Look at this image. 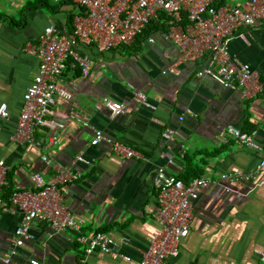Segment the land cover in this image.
Segmentation results:
<instances>
[{"label": "crops", "instance_id": "crops-1", "mask_svg": "<svg viewBox=\"0 0 264 264\" xmlns=\"http://www.w3.org/2000/svg\"><path fill=\"white\" fill-rule=\"evenodd\" d=\"M247 1L224 0L223 5L242 8ZM78 13L70 0L59 4L0 0V106L5 105L8 112V118H0V160L8 167L1 195L7 200L15 191H27L33 174L50 183L56 168H71L81 178L61 187L63 204L82 221V232L108 235L117 257L98 251L87 256L73 232L54 231L48 223L34 220L28 239L9 264L140 261L157 229L152 179L159 168L184 183L197 178L207 181L192 203L193 219L180 242L179 255L165 264H256V253L264 252V172L258 169L264 154L263 99H243L240 91L225 90L211 78H197L207 59L178 67L177 75H162L178 56L165 28L146 29L132 45L104 54L94 47L81 48L91 59L89 74L83 77L79 69L68 66L59 86L70 98L55 97L51 105L53 120L60 124L52 133L56 144L48 146L51 132L45 130L36 133L38 146L12 141L23 95L38 70V59L27 53L26 45L35 44L50 25L70 30ZM243 33L247 42L232 39L229 54L257 72L264 85V26ZM137 92L145 94L153 109L134 101ZM104 99L122 104L123 114L112 117L102 105ZM229 126L253 134L257 148L239 143L227 132ZM94 130L141 158L115 157L105 141L91 145ZM166 131L173 132L171 140L164 141ZM232 173L246 179H221ZM21 221L18 209L10 205L0 209V264H5L14 247Z\"/></svg>", "mask_w": 264, "mask_h": 264}, {"label": "built area", "instance_id": "built-area-1", "mask_svg": "<svg viewBox=\"0 0 264 264\" xmlns=\"http://www.w3.org/2000/svg\"><path fill=\"white\" fill-rule=\"evenodd\" d=\"M59 4L63 0H50ZM80 13L73 17L71 29L59 31L48 26L34 43L26 45L27 53L38 59V70L32 83L23 95V104L17 120L12 141L19 145L38 146L35 136L40 130L51 132L48 146L57 142L53 131L59 129L51 109L55 97L69 99L60 80L65 69L70 66L79 69L83 77L89 74L91 59L80 49L94 47L100 54L108 53L120 46H130L152 23H159L166 30V37L178 49L174 64L162 75L178 74V67L200 64L204 59L206 66L196 72L197 78H211L223 89L240 91L243 99L261 97L264 103V85L257 72L248 65L239 64L229 54L232 39L247 42L243 31L256 25L264 26V0H248L244 6L232 7L219 5L221 0H70ZM150 43L154 39L149 38ZM134 101L146 108L153 109L142 92L134 94ZM103 107L112 117L123 114L124 106L104 99ZM0 118H8L5 105L0 106ZM71 119L84 128L87 122H80L75 116ZM182 121V118L179 119ZM227 132L243 146L256 149L253 134L241 133L234 127ZM172 131L163 134L164 141L172 139ZM111 146L112 154L121 159H140V155L120 142L105 139L103 134L94 130L91 145L101 142ZM81 162V157L76 158ZM48 163V158L43 157ZM258 169L264 172V154L260 155ZM8 167L0 160V209L10 205L22 213V221L15 231V244L5 264L17 254V249L28 239L32 221L48 223L54 231L68 230L77 236L78 244L84 247L85 255L95 251L116 258L112 250L113 240L101 232H82L83 223L76 219L63 204L62 186L78 181L81 176L71 168H56V176L50 183L38 174L30 177L31 188L15 191L4 200L1 192L6 185ZM221 179L241 181L246 179L239 173L224 175ZM203 178L184 183L177 177L159 168L152 179L156 202L152 214L157 229L152 234L149 247L142 259L134 264H165L168 258L179 255L182 239L189 233L193 219L192 203L198 198L199 191L205 188ZM256 264H264V252H257ZM130 262L127 257H121ZM29 264H43L30 260Z\"/></svg>", "mask_w": 264, "mask_h": 264}, {"label": "trees", "instance_id": "trees-1", "mask_svg": "<svg viewBox=\"0 0 264 264\" xmlns=\"http://www.w3.org/2000/svg\"><path fill=\"white\" fill-rule=\"evenodd\" d=\"M223 2H224V0H221L218 4H219V5H223ZM157 28H162V26H161L159 23H152V25L149 26V27L147 28V30L150 31V30H152V29H157Z\"/></svg>", "mask_w": 264, "mask_h": 264}]
</instances>
